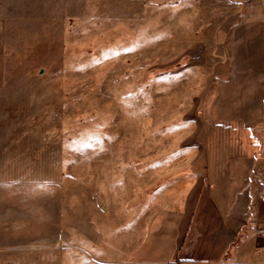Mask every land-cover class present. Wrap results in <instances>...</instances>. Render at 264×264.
<instances>
[{"label":"rangeland","instance_id":"rangeland-1","mask_svg":"<svg viewBox=\"0 0 264 264\" xmlns=\"http://www.w3.org/2000/svg\"><path fill=\"white\" fill-rule=\"evenodd\" d=\"M234 253L264 263V0H0V264Z\"/></svg>","mask_w":264,"mask_h":264},{"label":"crops","instance_id":"crops-1","mask_svg":"<svg viewBox=\"0 0 264 264\" xmlns=\"http://www.w3.org/2000/svg\"><path fill=\"white\" fill-rule=\"evenodd\" d=\"M211 208H212V206H211ZM216 213H217V217L219 218V231H220V234L222 235H228V236H233L234 235V232H233V230L232 229H230V228H226L224 225H223V219L220 217V216H218L219 214V211L221 212V209H220V207L217 205V204H215V206L213 205V208H212ZM219 210V211H218ZM229 244H230V241L229 242H227V241H224V243H223V247H222V250H221V253H224L225 251H226V249H228V246H229ZM223 251V252H222ZM223 256H222V254H220V255H218V257L217 258H215L214 260H202V263L203 262H207V261H216V262H221V258H222ZM250 258H252V260L251 261H253V262H247V260L246 259H250ZM248 257V258H246V259H242V256H240V255H238V256H236V254L234 253L233 254V257L232 258H229V259H227V262H225L226 264H257V262L255 261V259L256 258H258L257 257V255L254 253V254H252L251 255V257ZM264 258V257H263ZM224 259H222V261H223ZM101 263H105V262H101ZM259 264V263H258ZM262 264H264V263H262Z\"/></svg>","mask_w":264,"mask_h":264},{"label":"built area","instance_id":"built-area-1","mask_svg":"<svg viewBox=\"0 0 264 264\" xmlns=\"http://www.w3.org/2000/svg\"><path fill=\"white\" fill-rule=\"evenodd\" d=\"M206 264H209V263H206Z\"/></svg>","mask_w":264,"mask_h":264}]
</instances>
